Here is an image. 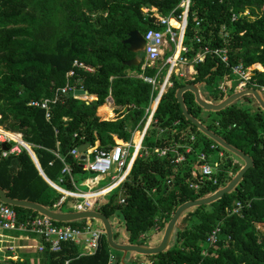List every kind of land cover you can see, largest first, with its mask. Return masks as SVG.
<instances>
[{
    "label": "trees",
    "instance_id": "16d2710c",
    "mask_svg": "<svg viewBox=\"0 0 264 264\" xmlns=\"http://www.w3.org/2000/svg\"><path fill=\"white\" fill-rule=\"evenodd\" d=\"M183 1L0 0V126L22 136L54 185L75 190L70 178L59 183L65 163L75 177L84 172L80 159L72 155L73 149L96 146L98 142L107 149L127 144L134 132L143 128L156 91L140 76L156 77L162 68L159 77L163 80L168 65L150 66L146 54L130 52L125 40L133 31L145 35L150 29H163L155 23L153 8L161 16H179L184 11L180 7ZM246 9L253 10L255 18L233 21L234 14ZM262 10L264 0H191L183 42L188 52L183 53V58L191 64L204 47L228 49L232 65L262 66L255 71L252 81L264 86V12L256 14ZM172 55L168 53L167 58ZM136 57L140 58V65L126 64ZM76 60L94 71L76 69ZM194 67L195 79L182 81L172 75L173 87L164 94L155 113L158 122L152 124L143 142L144 148L174 149L179 143L186 144L190 134L195 133L194 152L180 166L174 164L175 152L163 158L140 152L127 180L108 195V201L98 210L110 221L115 213L123 217L128 239L119 243L114 233L119 244L145 246L142 235L160 226L162 238L153 247L159 246L180 206L224 189L245 167L241 157L187 120L177 99L180 88L196 84L202 93L211 88L209 98L203 93L206 100L216 105L222 103L236 93L231 86L235 80L231 69L212 54ZM73 69L76 75L70 77ZM222 80L227 93L218 89L217 83ZM67 85L84 87L98 100L87 104L70 94L64 103L56 105L49 120L44 110L29 106L30 101L50 98ZM248 96L256 102L253 110L239 107L237 100L212 112L199 105L192 91L184 93L190 115L251 156L254 166L232 192L213 203L187 210L166 251L125 255L112 249L104 234L94 255L84 254L82 246L65 243L57 253L46 249L40 262L9 260L0 264H144L146 260L152 264H264V230L260 228L264 226V109L253 95L244 97ZM109 98L113 100L110 106ZM178 120L180 124L175 126ZM163 127L167 131L160 134ZM212 145L225 152L219 163V183L192 189L191 184L199 181L193 176L194 170L199 173L197 155L205 152L211 156L215 152ZM2 151L1 145L0 187L8 197L31 201L54 212H74L69 206L72 199L56 206L63 194L44 179L25 148L7 158L2 157ZM239 202L243 204L240 213H231ZM14 208L23 224L41 215L29 208ZM54 223L74 228L88 225L87 220ZM218 226L219 240L209 245L207 238Z\"/></svg>",
    "mask_w": 264,
    "mask_h": 264
},
{
    "label": "built area",
    "instance_id": "2783aa9c",
    "mask_svg": "<svg viewBox=\"0 0 264 264\" xmlns=\"http://www.w3.org/2000/svg\"><path fill=\"white\" fill-rule=\"evenodd\" d=\"M191 0H184L180 5L181 8L184 9L181 15L175 16H161L156 8H153V12L157 18L156 25L163 29H150L144 35L146 39V47L144 53L146 54V59L150 63V66H154L157 61L160 60V57L165 52V48L167 45L175 44L172 48L173 55L168 58L166 65L169 66L167 70V75L162 80L159 75L162 73V68L156 77H147L142 76L141 78L152 84L156 94L154 96V101L151 109L148 111L147 116L145 118V128L143 132V138L140 144H136L134 139L127 144H117L114 146L107 148L101 147L100 144L96 146H91V148L87 149L84 153H81L79 149H73L72 155L78 159L83 164V170L89 171L91 174H98V176L84 180V184H88L90 187L89 192H82L79 190L77 180L75 175L72 173V168L65 163V167L62 171V177L59 179V183H63L66 178H70L75 190L68 191L57 185V189L63 194V197L58 202L56 206L64 205L66 200L72 199V202L69 204L75 210V212H83V211H98L100 206L102 205L98 202V199L103 197H108L115 189L120 187L129 177L133 165L139 156L140 152L145 151L146 155H157L158 157H166L169 152H175L174 156V164L175 165H184L187 162V155L192 154L194 152L193 145L197 140V134L192 133L189 136V141L186 144H177L176 148H144L143 142L144 139L151 128L153 123H157L158 121L155 119V113L157 108L164 96L170 88L173 87L172 75H180V66L190 64L183 58V53H187L188 49L184 47V36L186 29L188 27V16L190 10ZM148 11V10H147ZM264 11H256V14L261 15ZM240 17L247 18H255V14H253V10L246 9L245 11L234 14L233 21H237ZM172 21H175L181 25V28L176 29L175 26L172 25ZM169 39V41H168ZM198 42H201V39H198ZM181 45V51L177 56V51L179 46ZM207 54L215 55L221 63L225 66L229 67L232 71V75L237 79V83L234 86V92H241L245 89H256L262 93L264 96V86L258 85L254 81H252V77L256 70L262 69L260 64H254L252 66H246L244 63H238L236 65H232L230 61V54L228 49L222 48H211L204 47L202 51L196 56L194 61L190 64L194 67V64L203 62L206 59ZM175 65V66H174ZM74 67L76 69H87L88 71H94L93 68L86 67L84 63L76 60L74 62ZM172 67L175 68V71L170 72ZM76 75L75 69H73L69 76L73 77ZM192 78L195 79L197 75V71L191 74ZM218 89L227 93L228 88L225 84V81L222 80ZM85 90L84 94H77V91ZM73 95L74 98L83 100L87 104L98 100V98L90 95L89 92L84 87H78L74 85H67L62 89L58 90V92L50 98L32 100L29 102V106L37 109L44 110L46 113V118L49 120L52 117V111L56 107V105L60 103H64L66 100V96ZM109 105L113 104V100L111 98L108 99ZM150 121V123H149ZM180 121L174 122L175 126H178ZM231 129V127H229ZM167 131L166 127L160 129V134H163ZM135 133V135H136ZM134 135V136H135ZM6 143L8 146V150L2 151V157L7 158L14 154H19L22 150V147L16 143V141L10 137L6 132H0V146ZM12 143H16L12 145ZM135 148V149H134ZM133 149V150H132ZM180 149L183 151H180ZM211 150L217 153V158L214 160L212 156H208L207 153L201 152L197 155V160L199 163V173L198 171H193V176L197 177L199 181L193 182L191 184L192 189H200L202 186L212 183L213 185H218L219 178V163L225 158L224 151H218L216 145L211 146ZM82 155H85V159L82 160ZM59 157V156H58ZM62 161L61 157H59ZM114 167V170H113ZM232 175V174H231ZM110 180L111 183L106 187L95 189L99 187L102 181ZM155 192V190H153ZM121 203H125L124 199H121ZM243 208V204L239 202L236 207L232 210L231 213H240ZM260 228H264V226H260ZM161 230L160 226H157L154 232L159 233ZM27 232L32 233L40 238H42L43 243L38 247L41 253L45 252L46 249H49L51 252H60L65 243H74L78 246H82L85 248V253L88 255H94L97 253L100 248L101 239L105 234L104 228H92L89 225L83 228H74L68 225H57L54 223V220L40 215L27 223H20L18 218V213L13 206L4 204L0 201V234L4 232ZM221 232V227L218 226L211 235L207 238V243L209 245L217 244L219 240V234ZM151 238L150 233L142 235V239ZM205 253V252H203ZM114 259V255H111V261ZM111 264V263H110Z\"/></svg>",
    "mask_w": 264,
    "mask_h": 264
},
{
    "label": "water",
    "instance_id": "95a60500",
    "mask_svg": "<svg viewBox=\"0 0 264 264\" xmlns=\"http://www.w3.org/2000/svg\"><path fill=\"white\" fill-rule=\"evenodd\" d=\"M125 43L129 45V51L132 53H140V52L145 51L146 39L144 35L140 33L139 31L131 32L129 34L128 39L125 40ZM140 63H141L140 58L136 57L133 60L127 62L126 64L128 66H138L140 65ZM187 91H192L196 95L197 102L206 111L219 112L246 95H253L258 101V103L260 104L261 108L264 109V96L262 95L260 91L256 89H245L241 92H237L233 94L232 96L228 97L222 103L217 104V105L206 100L201 89L196 84H187L178 90L177 99L181 105V108L187 120L191 121L195 126L199 128V130L202 133H204L209 138L217 142L223 148L241 157L245 162V167L238 172V174L232 179V181L224 189L217 191L212 196L199 199V200H195V201H190L180 206L175 212V214L173 215L171 221L169 222L167 229L165 231L164 237L159 246L153 247V246L117 243L114 239V231H113V226H112L110 219L105 214L99 211L90 210V211L69 212V213L54 212V211H51L45 208L44 206L40 204L31 202V201H20V200L11 199L10 197H8L6 191L2 187H0V201L3 202L4 204H7L13 207H24V208L35 210L39 212L41 215L46 216L56 222H61V223H68V222H74V221H79V220H87L89 224H92L94 220H99L100 222H102L104 226V230L107 236L109 246L114 250L124 252L125 255L129 252L139 253L142 255H154V254H159L161 252L166 251L171 243L172 237L174 235V232H175V229H176V226L179 220L181 219L182 215L187 210L193 207H196V206L207 205V204L213 203L221 199L222 197H224V195L232 192L242 181L245 174L254 166V161L251 156L246 155L241 150H238L235 147L231 146L221 136H219L218 134L210 130L203 123H201L198 119L190 115L186 107L185 101H184V93ZM84 93H85V90L77 91V94H84ZM24 148L30 153L33 161L35 162L38 170L40 171V174L44 177V179L48 183H50L52 186L57 187L47 178L31 146L28 143H26V146ZM89 148H91V145H83L79 148V151L81 153H84ZM2 149L8 150L6 143L2 144ZM81 159L84 160L85 155H82Z\"/></svg>",
    "mask_w": 264,
    "mask_h": 264
},
{
    "label": "crops",
    "instance_id": "0c3cea01",
    "mask_svg": "<svg viewBox=\"0 0 264 264\" xmlns=\"http://www.w3.org/2000/svg\"><path fill=\"white\" fill-rule=\"evenodd\" d=\"M172 48L173 47L171 45H167L166 48H165V52L160 57V60L159 61H161V60H164L165 61L166 60V62H167V60H168L167 54H168V52L169 53L172 52ZM155 65H156V63H155ZM187 65H189V66H188V68H186V72L185 73L184 72L182 73V70L184 69L185 65H181L180 66L181 76L180 75L179 76L181 78H184V77H188L189 76L190 79H191L192 78V75L191 74L195 71V67L191 66L190 64H187ZM140 77H142V76H140ZM0 118H1V116H0ZM144 128H145V124H144V126H143L142 129L136 130L134 132L133 137H132V140L134 139V141H135L136 144L138 143L139 137L143 133V132H140L138 134L136 132L137 131H142ZM5 131L7 132V130H5ZM135 133H136V135H135ZM21 142L22 143L25 142L22 139V136H21ZM99 144H100V142L97 143V145H99ZM7 147H8V145H7ZM214 160H216V159H214ZM84 185H88L87 182ZM97 188H101V184H100L99 187H96L95 189L97 190ZM82 192H84V191H82ZM87 192H89V191H87ZM106 200L108 201V197H106V198L103 197V198L98 199V202H100L101 204H104V202L105 203L107 202ZM23 233L25 234L26 237L18 236V232L17 231H14V232L13 231H11V232H4V233L0 234V253L2 254V252L11 251V254H7L3 258L0 257V262H7L9 260H14V261H17V260H21V261H24V260H30V261L31 260H37V261H42V259H44V257H42V254H41V252L39 251V248H38L43 243L42 238H40L39 236H37L35 234H32V233H27V232H23ZM155 233L156 234H159L161 232H159V233L155 232ZM30 237H33V238H30ZM161 238H162V236H161ZM151 239H152V236H151ZM144 264H152V262L151 261H144Z\"/></svg>",
    "mask_w": 264,
    "mask_h": 264
},
{
    "label": "rangeland",
    "instance_id": "374dc122",
    "mask_svg": "<svg viewBox=\"0 0 264 264\" xmlns=\"http://www.w3.org/2000/svg\"><path fill=\"white\" fill-rule=\"evenodd\" d=\"M264 11V10H263ZM169 41V39H168ZM172 47H174L175 44H170ZM169 53V52H168ZM140 54H144V52H140ZM167 59V58H166ZM157 67H162L163 65L166 64V60H161V61H158L157 63ZM189 65H185L184 69L182 70V73L186 72V68H188ZM165 68H168L169 69V66L165 67ZM131 74H136L135 72H130ZM167 75V73H166ZM165 75V76H166ZM180 77V76H179ZM181 78V77H180ZM182 81H185V80H188L190 79V77H184V78H181ZM221 81H219L217 84L220 85ZM237 83V79L235 78V80L233 81L232 85L233 88L234 86L236 85ZM217 85V86H218ZM203 93L204 95L209 98L211 96V88L209 87L208 89H203ZM237 105L239 107H242V108H249V109H255L256 107V102L255 100L253 99V97H250L248 96L247 97H244V98H240L238 101H237ZM110 106V105H109ZM213 116H215V114H213ZM140 132H138L139 134ZM140 136V135H139ZM22 148V147H21ZM135 149V148H134ZM133 150V149H132ZM212 158L213 159H216L217 158V153H213L212 155ZM113 170H114V167H113ZM98 176V174H91L89 171H85L83 172L81 175H77L76 176V180H77V184H78V187H79V190L81 191H84V192H87L90 190V187L88 185H84V180H88V179H91V178H94ZM111 183V181L108 179L106 181H102L101 182V187H106L108 186L109 184ZM98 189V188H97ZM107 201V200H106ZM105 203V202H104ZM70 208L71 205H69ZM72 210H74L72 208ZM75 212V210H74ZM66 213H69V212H66ZM81 221V220H79ZM111 223H112V226H113V231L116 235V240L121 243V242H127V239H128V235H127V232L125 230V226H124V222H123V217L119 214V213H115L112 218H111ZM81 224V223H80ZM87 224H88V221H87ZM82 225V224H81ZM89 225V224H88ZM90 226L92 228H104L102 222H100L99 220H94L92 224H90ZM262 230H264V228H262ZM150 235L152 236V239L151 238H148L146 240H144V244L145 246H154L156 245L160 238H161V233L159 234H156L154 231H151L150 232ZM18 236H21V237H26L25 234L23 232H18ZM30 238H33V237H30ZM155 238V239H154ZM7 254H11V251H6V252H2V254L0 253V257L3 258L4 256H6ZM42 254V253H41ZM131 257V255L129 256ZM146 261H149V260H146ZM31 262H40V261H37V260H31Z\"/></svg>",
    "mask_w": 264,
    "mask_h": 264
},
{
    "label": "bare ground",
    "instance_id": "6f19581e",
    "mask_svg": "<svg viewBox=\"0 0 264 264\" xmlns=\"http://www.w3.org/2000/svg\"><path fill=\"white\" fill-rule=\"evenodd\" d=\"M171 23H172L173 26L176 27L177 25H179V28H181V25L179 23H177L175 21H172ZM180 51H181V45L178 48V51H177V54H176L177 56L179 55ZM173 71H175V68L174 67H172V69H171V72H173ZM149 123H150V121H149ZM0 132L1 133H5L6 131L3 129V127L0 126ZM6 133L10 137H12L16 141V143H18L21 147H25L26 146V143L25 142H23V143L21 142V136L19 134L12 133V132H8V131ZM143 135H144V133H142L141 136L139 137L137 144H140L141 143V140L143 138Z\"/></svg>",
    "mask_w": 264,
    "mask_h": 264
}]
</instances>
